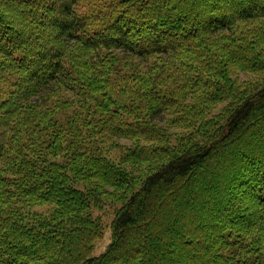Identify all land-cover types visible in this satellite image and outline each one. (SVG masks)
Instances as JSON below:
<instances>
[{"label": "trees", "instance_id": "16d2710c", "mask_svg": "<svg viewBox=\"0 0 264 264\" xmlns=\"http://www.w3.org/2000/svg\"><path fill=\"white\" fill-rule=\"evenodd\" d=\"M259 19L264 0H0V264H264V22L237 34Z\"/></svg>", "mask_w": 264, "mask_h": 264}, {"label": "rangeland", "instance_id": "374dc122", "mask_svg": "<svg viewBox=\"0 0 264 264\" xmlns=\"http://www.w3.org/2000/svg\"><path fill=\"white\" fill-rule=\"evenodd\" d=\"M262 22H264V19L249 20L246 22L238 23L237 24V28H238L237 34L239 35V33H243V27L251 28V27L261 24ZM220 34L221 33H219L217 36H221ZM239 76L240 77L238 80L240 82H247V83L257 82L258 79L262 78V75L244 73V72H240ZM224 105L225 103H221L218 106L219 108L216 111H219V109L223 108ZM168 129L170 130L171 133L176 134V135L182 134L186 131V129H184L183 127H177V126H168ZM129 144H131V142L126 138H123V137H109L108 138V136L106 135L104 137V143L102 142L101 146L103 147L105 153L108 154L110 159L120 162L121 156L125 151L124 147ZM65 150L66 148L63 146L62 151L59 152L57 160L66 162V157H65L66 151ZM122 165L125 166L126 168H130L128 164H122ZM135 173L137 174L138 171H135ZM119 205L120 204L118 202H113L111 200L104 199V203L101 208L93 209L95 214L102 216L101 218L102 222L104 221L105 227H106L103 237L99 241H97L95 244L94 255L101 254L102 252L106 250L107 246L109 245L111 238H112V231H111V227L109 224L111 223L110 221L112 220L113 213L116 211ZM23 208H24L23 209L24 212H28L30 214L32 213L49 214L51 212V209L53 208V205L50 203L33 204V203L25 202Z\"/></svg>", "mask_w": 264, "mask_h": 264}]
</instances>
